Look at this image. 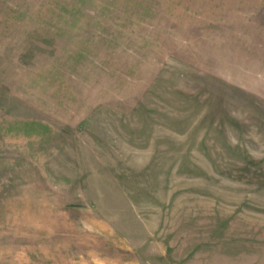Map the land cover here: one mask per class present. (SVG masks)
<instances>
[{
    "label": "rangeland",
    "instance_id": "rangeland-1",
    "mask_svg": "<svg viewBox=\"0 0 264 264\" xmlns=\"http://www.w3.org/2000/svg\"><path fill=\"white\" fill-rule=\"evenodd\" d=\"M0 264H264V0H0Z\"/></svg>",
    "mask_w": 264,
    "mask_h": 264
}]
</instances>
